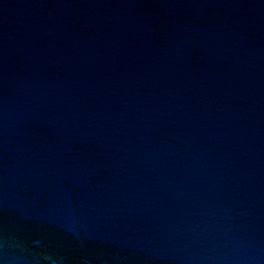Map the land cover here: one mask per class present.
<instances>
[{
	"label": "water",
	"instance_id": "water-1",
	"mask_svg": "<svg viewBox=\"0 0 264 264\" xmlns=\"http://www.w3.org/2000/svg\"><path fill=\"white\" fill-rule=\"evenodd\" d=\"M0 264H264V0H0Z\"/></svg>",
	"mask_w": 264,
	"mask_h": 264
}]
</instances>
